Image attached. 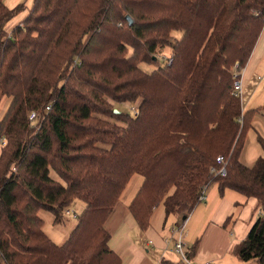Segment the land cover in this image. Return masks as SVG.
I'll return each instance as SVG.
<instances>
[{
	"label": "trees",
	"instance_id": "trees-1",
	"mask_svg": "<svg viewBox=\"0 0 264 264\" xmlns=\"http://www.w3.org/2000/svg\"><path fill=\"white\" fill-rule=\"evenodd\" d=\"M23 8L0 0V102L11 98L0 120V264H121L105 224L135 174L129 208L143 230L159 203L185 223L215 183L256 198L236 253L264 264V138L263 154L243 163L258 109L234 92L264 0H35L9 32ZM166 46L173 59L160 63ZM156 62L151 73L140 65ZM139 98L137 117L115 112ZM78 200L77 224L55 243L40 210L60 222Z\"/></svg>",
	"mask_w": 264,
	"mask_h": 264
},
{
	"label": "crops",
	"instance_id": "crops-1",
	"mask_svg": "<svg viewBox=\"0 0 264 264\" xmlns=\"http://www.w3.org/2000/svg\"><path fill=\"white\" fill-rule=\"evenodd\" d=\"M254 47L248 63L241 72L242 92L250 87L255 90L249 96L251 100L255 96L257 97L261 88L264 90V83L261 82L263 79L261 73H264V27ZM246 103L250 105L253 101L247 100ZM262 108H264V104L262 107L258 106L246 110H260ZM245 145L242 150L241 161L251 166L258 157L256 160L254 159V163L246 162L244 159ZM259 145L262 151L261 144L259 143ZM261 151L259 152L260 155L263 154ZM215 184L218 186L217 183ZM230 190L234 189L230 188L223 193L217 192L213 196L211 193L209 197L206 196L208 203L200 208L199 204L185 221L186 229L183 241L185 242L186 257H188V260L185 261L190 264H258L255 260L243 261L236 253V248L246 239L258 216L257 199L248 198L238 192L245 198L243 208L238 210L239 201L243 199ZM137 191L135 190L126 202H121L120 199L106 221V229L111 233L109 240L111 249H114L120 256L121 264L183 263L184 259L181 254L174 250L175 236L172 234L171 227L184 222L185 217L181 215L167 216L164 209V212L151 217L148 229H140L129 208Z\"/></svg>",
	"mask_w": 264,
	"mask_h": 264
},
{
	"label": "rangeland",
	"instance_id": "rangeland-1",
	"mask_svg": "<svg viewBox=\"0 0 264 264\" xmlns=\"http://www.w3.org/2000/svg\"><path fill=\"white\" fill-rule=\"evenodd\" d=\"M6 3L8 4L9 7L13 8L16 7V5L22 3L24 5V10L19 12L15 17H13L7 24V29L10 32L17 24L19 23L20 20H22L31 10V7L34 3L35 0H5ZM176 38L181 37V32L180 31H174ZM172 49L170 47L166 46V48L163 49V54L159 55L158 61L160 63H164L166 60V57H169L171 54ZM132 53V52H131ZM158 63H141L140 65L142 68L146 71L151 73L156 67ZM261 76H263V81L261 82L264 83V73H261ZM253 87H250L248 90L244 91L242 94V99H243V107L245 109L249 108H257L262 107V104H264V90L261 88L259 93L257 94V97L255 96L253 100L249 98V96L254 93L255 90H252ZM215 96H212V98ZM211 98V100H212ZM247 100L253 101L252 104L247 105ZM11 102V98L8 97L7 95H4L1 99L0 102V120L4 116V112L8 108L9 104ZM139 102L140 98L135 101V102H130V101H123V103H118L117 104V109L120 110L121 112H126L129 113L130 115L134 116V111L132 110L133 106H136L139 110ZM140 113V110H139ZM251 125L248 128L246 132V142H245V148L246 150L244 151V159L248 163H254L258 157L259 152L261 151L260 148V141H259V135L264 137V108L257 110V112L254 114V116L251 118ZM247 146V147H246ZM260 150V151H259ZM2 152V145L0 144V154ZM262 153V151H261ZM255 159V160H254ZM52 176L56 178L57 180L61 181L59 175L52 170ZM143 180V176L140 174H135L130 181L127 183L128 185L125 188V191L122 193L120 199L121 202H126L129 200V196L136 190L139 189L141 186V182ZM216 184H213L210 186V188L205 190L206 196H213L214 194H217V192H220V190ZM232 193L243 199L240 202V205L237 206L238 210H241L243 208V205L245 204V198L236 192L235 190H230ZM237 200V199H236ZM208 203V200H202V202L199 205L200 207L205 206ZM84 202L81 200L76 201L74 204H72L70 208V212L64 211L63 213V218L60 222H55V216L52 212L46 209L40 210V216H42L44 220L43 224V229L46 231L49 235L50 238H53L54 242L57 244H63L67 238L69 237L70 233L72 232V229L75 227L77 224V216L81 213L83 210ZM122 206V205H121ZM164 206L163 203H159L156 208L153 210V215L155 214H160V212H164ZM237 210V211H238ZM238 215V213H237ZM152 219V218H151ZM172 217L169 219V223L171 222ZM172 228V227H171ZM186 229V228H185ZM174 228H172V231ZM185 233V230H184ZM176 249V244L174 245V250ZM186 251V249H184Z\"/></svg>",
	"mask_w": 264,
	"mask_h": 264
},
{
	"label": "built area",
	"instance_id": "built-area-1",
	"mask_svg": "<svg viewBox=\"0 0 264 264\" xmlns=\"http://www.w3.org/2000/svg\"><path fill=\"white\" fill-rule=\"evenodd\" d=\"M173 59V55H170L169 57H166V60L168 61V63H170ZM236 68H239V64H236ZM242 68L236 72L238 74L235 82H234V92H236L237 95H239L240 97H242V78H241V72H242ZM236 74V75H237ZM260 78V77H259ZM132 110L134 111V117H137L139 114V110L136 106H133ZM37 117V112H30V119L34 120ZM223 156H219L217 158V162L218 163H223V165L221 166V168H218L217 171L218 173H220L221 175H226L227 174V169L224 165L223 162ZM200 197L205 200L207 197L205 195V189L203 190V192L200 194ZM67 212H70V210H67ZM172 228H174V230L172 231V234L175 236L174 237V243L176 244V251L178 253L181 254V256L183 257L184 260H188V257H186V253H185V242L183 241V236H184V230H185V223L181 222V223H177L175 225L172 226Z\"/></svg>",
	"mask_w": 264,
	"mask_h": 264
},
{
	"label": "water",
	"instance_id": "water-1",
	"mask_svg": "<svg viewBox=\"0 0 264 264\" xmlns=\"http://www.w3.org/2000/svg\"><path fill=\"white\" fill-rule=\"evenodd\" d=\"M126 17H127L128 21H130V23L133 24L134 21H133L132 17H131L130 15H127ZM114 110H115L116 113L121 112V111L118 110L117 108H115Z\"/></svg>",
	"mask_w": 264,
	"mask_h": 264
}]
</instances>
